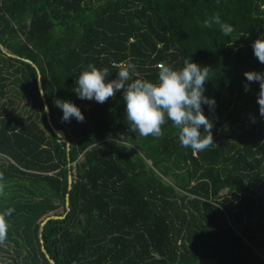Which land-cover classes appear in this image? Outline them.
<instances>
[{"label":"trees","instance_id":"obj_1","mask_svg":"<svg viewBox=\"0 0 264 264\" xmlns=\"http://www.w3.org/2000/svg\"><path fill=\"white\" fill-rule=\"evenodd\" d=\"M216 13L231 37L204 26ZM261 35L264 0H0V264H264V117L244 76L264 72ZM186 59L211 69L203 151L171 121L132 132L121 92H75L89 64L155 82ZM57 99L83 122L62 121ZM50 215L63 218L41 226Z\"/></svg>","mask_w":264,"mask_h":264},{"label":"clouds","instance_id":"obj_2","mask_svg":"<svg viewBox=\"0 0 264 264\" xmlns=\"http://www.w3.org/2000/svg\"><path fill=\"white\" fill-rule=\"evenodd\" d=\"M213 25L218 26L225 37H231L234 32L233 25L224 22L218 13L204 21L207 28ZM252 48L259 62L264 64V35L253 41ZM112 68L117 69L115 78H110L109 68L89 64L76 81L75 92L78 97L103 104L121 92L126 119L132 132L142 137L151 135L159 138L163 135L162 125L171 121L179 130L181 147L199 152L214 143L211 131L213 125L203 109L204 105L212 109L216 104L214 97L205 95L206 81L210 80L209 67L191 59H186L179 69L161 65L155 82L133 78L135 65L131 62L126 65L113 63ZM244 76L248 81L245 91L249 90L251 83L259 82L257 103L259 114L264 117V72L246 71ZM55 105L62 110V121L69 122L74 118L83 122L84 114L74 103L57 99ZM6 215H11V210ZM5 234L6 225L0 222V238Z\"/></svg>","mask_w":264,"mask_h":264},{"label":"water","instance_id":"obj_3","mask_svg":"<svg viewBox=\"0 0 264 264\" xmlns=\"http://www.w3.org/2000/svg\"><path fill=\"white\" fill-rule=\"evenodd\" d=\"M26 61H28V62H30L31 63V61H29V60H26ZM33 64V63H32ZM33 66H35V64H33ZM36 70H37V72H38V75L40 76V74H39V70H38V68L36 67ZM39 82V81H38ZM38 87H39V90H40V93H41V95L43 94V91H42V87H41V83L39 82L38 83ZM43 96V95H42ZM44 107H45V111H46V113L48 114L49 113V108H48V106H47V104L44 102ZM48 117V124L50 125V127L52 128V130H53V132L55 133V134H57L58 136H60V137H62V138H65V134H64V132L63 131H60V130H57V129H55L54 127H53V125H52V122H51V120H50V118H49V116H47ZM67 146H68V148H69V143L67 142ZM71 183H72V179H71V176H69V185H71ZM66 205H67V209H68V202H67V200H66ZM57 219V218H63V216H54V215H50V216H47L42 222H41V226H43L48 220H50V219ZM43 248V250H44V247H42ZM47 257H49L48 255H47ZM50 262H53L51 259H50Z\"/></svg>","mask_w":264,"mask_h":264},{"label":"built area","instance_id":"obj_4","mask_svg":"<svg viewBox=\"0 0 264 264\" xmlns=\"http://www.w3.org/2000/svg\"><path fill=\"white\" fill-rule=\"evenodd\" d=\"M2 156L5 157V160H6V161H9V162H10V159H9L7 156H5V155H3V154H2Z\"/></svg>","mask_w":264,"mask_h":264},{"label":"rangeland","instance_id":"obj_5","mask_svg":"<svg viewBox=\"0 0 264 264\" xmlns=\"http://www.w3.org/2000/svg\"><path fill=\"white\" fill-rule=\"evenodd\" d=\"M223 192V191H222Z\"/></svg>","mask_w":264,"mask_h":264}]
</instances>
